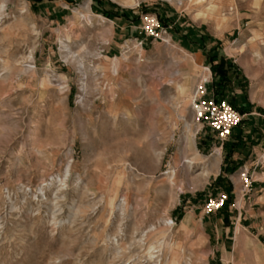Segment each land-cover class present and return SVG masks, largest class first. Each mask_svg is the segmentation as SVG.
<instances>
[{"label": "rangeland", "instance_id": "obj_1", "mask_svg": "<svg viewBox=\"0 0 264 264\" xmlns=\"http://www.w3.org/2000/svg\"><path fill=\"white\" fill-rule=\"evenodd\" d=\"M209 73L225 147L191 104ZM261 115L264 0H0V264H264V181L231 156Z\"/></svg>", "mask_w": 264, "mask_h": 264}, {"label": "built area", "instance_id": "obj_2", "mask_svg": "<svg viewBox=\"0 0 264 264\" xmlns=\"http://www.w3.org/2000/svg\"><path fill=\"white\" fill-rule=\"evenodd\" d=\"M206 79L202 84L196 86V93L192 97V107L196 121L204 124L211 136L219 143L220 147L227 141L233 128L240 121V114L226 99L216 98L215 96H204L206 88L203 84L208 83ZM240 177H251L247 170L240 173ZM225 196L222 195L218 200L211 201L207 206L210 211L223 202Z\"/></svg>", "mask_w": 264, "mask_h": 264}, {"label": "crops", "instance_id": "obj_3", "mask_svg": "<svg viewBox=\"0 0 264 264\" xmlns=\"http://www.w3.org/2000/svg\"><path fill=\"white\" fill-rule=\"evenodd\" d=\"M209 83L211 82V74L208 75ZM210 85V84H209ZM259 114V113H256ZM261 117H264L261 115ZM256 129L249 130L248 128L238 132L239 142L237 139H232L233 151L231 156L233 159L240 160V168L247 170L251 177H256L260 182L264 181V120L258 122ZM253 142H249L252 140ZM246 142H242V140ZM250 140V141H251ZM236 149V150H235ZM234 177V176H233ZM235 177H238L235 175Z\"/></svg>", "mask_w": 264, "mask_h": 264}, {"label": "bare ground", "instance_id": "obj_4", "mask_svg": "<svg viewBox=\"0 0 264 264\" xmlns=\"http://www.w3.org/2000/svg\"><path fill=\"white\" fill-rule=\"evenodd\" d=\"M78 65H79V68L81 69V67H80L81 64H78ZM112 72H115V67L113 68ZM195 93H196V89L193 91V94H195ZM218 161H219V152L215 151L214 155L212 156L211 162H212V164H216V163H218ZM68 173H69V165L66 167V169L64 171V176H63L64 179L68 176ZM202 175H205V172H203ZM39 190H40V192H42V188H39ZM163 224L168 226L167 220ZM181 229H183V226H181ZM154 230H155L154 227H151L149 229L143 230L142 233L140 234V237L137 239V243L144 244L143 242L147 238L148 233H152ZM164 245H165V240H164L163 236L156 242V245H154V244L149 245L148 249L146 251L148 253V258L150 260L153 259V258H156V256L152 255V253L161 250V248H163ZM164 257L166 258L165 264H174L175 263V255L173 254V252L171 250H169V249L167 250L165 248L164 249Z\"/></svg>", "mask_w": 264, "mask_h": 264}, {"label": "trees", "instance_id": "obj_5", "mask_svg": "<svg viewBox=\"0 0 264 264\" xmlns=\"http://www.w3.org/2000/svg\"><path fill=\"white\" fill-rule=\"evenodd\" d=\"M213 57H215V56L213 55ZM210 58H212V57H210ZM222 59H224V60H218L215 63L212 62V59L209 60L210 68H211L212 73H213V81L217 85L216 86V92L220 91L222 86L225 83L229 82L228 72L230 69L233 68V65L230 61L226 60L225 58H222ZM232 73H233L234 78L239 77V73L236 71V69H234V71ZM214 96L218 99L222 98L219 94H214ZM225 146H226V144L224 142L222 144V147H225ZM231 150H233V146H232ZM224 205H225V203H224Z\"/></svg>", "mask_w": 264, "mask_h": 264}]
</instances>
